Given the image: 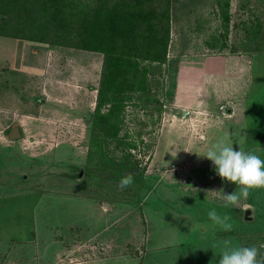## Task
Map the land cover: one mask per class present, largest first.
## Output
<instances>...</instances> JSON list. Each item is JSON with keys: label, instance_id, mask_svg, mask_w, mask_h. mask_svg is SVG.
I'll use <instances>...</instances> for the list:
<instances>
[{"label": "rangeland", "instance_id": "rangeland-1", "mask_svg": "<svg viewBox=\"0 0 264 264\" xmlns=\"http://www.w3.org/2000/svg\"><path fill=\"white\" fill-rule=\"evenodd\" d=\"M230 2L232 24L221 49L204 44L210 31L177 24L187 19L190 0L177 7L170 91L161 96L158 123L141 126L143 113L130 123L132 130H145L150 149L144 145L137 152L140 173L124 189L119 187L124 168L109 179L112 169L88 157L102 54L0 36V264H218L227 249L264 243V188L250 190L238 208H224L220 193L205 199L209 190L238 189L203 156L223 139L264 160V52L249 54V82L235 94L231 86L206 80L211 87L203 89L202 99L208 110H177L174 104L172 86L179 78L188 81L184 76L207 71L200 54L244 53L245 31L236 23L259 0ZM199 22L204 26V19ZM193 35L200 38L190 39ZM21 65L27 69L19 70ZM199 80L191 79L201 88ZM15 128L21 140H12ZM89 164L104 172L101 179L85 176ZM211 208L231 217L232 231L209 220Z\"/></svg>", "mask_w": 264, "mask_h": 264}, {"label": "trees", "instance_id": "trees-1", "mask_svg": "<svg viewBox=\"0 0 264 264\" xmlns=\"http://www.w3.org/2000/svg\"><path fill=\"white\" fill-rule=\"evenodd\" d=\"M185 1L0 0V36L102 54L88 157L98 158L103 165L99 168L112 169L106 178L117 176L116 169L124 168L120 171L122 176L140 173L137 152L144 145L150 149V144L144 141L145 130H132L130 123L140 120L141 113L145 120L139 123L144 127L149 120L156 124L162 118L161 96L166 92L173 21L175 12L180 11L177 7ZM190 1L192 6L215 3L221 17V33L209 42L214 48L226 47L233 17L230 0ZM249 6L248 18L236 23L245 31L240 47L249 54L261 53L264 0L255 7ZM223 36V45H219ZM232 50L238 51V47ZM87 168L88 172L83 168L85 176L101 179L104 175L97 165L89 164Z\"/></svg>", "mask_w": 264, "mask_h": 264}, {"label": "clouds", "instance_id": "clouds-1", "mask_svg": "<svg viewBox=\"0 0 264 264\" xmlns=\"http://www.w3.org/2000/svg\"><path fill=\"white\" fill-rule=\"evenodd\" d=\"M203 156L213 163L216 174L222 180L235 184L238 189L232 193H224L223 189L209 190L206 192L205 199L208 198L209 193H220L224 208L229 206L238 208L242 200L248 199L250 190L264 188V160L258 155L236 150L232 144L221 139L212 144ZM133 176L132 172L123 175L119 181V187L121 189L130 187L133 184ZM207 216L223 231L233 230L230 216L219 214L215 208L208 210ZM260 249H264V243L258 246L227 249L219 257L218 264H264V253H261Z\"/></svg>", "mask_w": 264, "mask_h": 264}, {"label": "crops", "instance_id": "crops-1", "mask_svg": "<svg viewBox=\"0 0 264 264\" xmlns=\"http://www.w3.org/2000/svg\"><path fill=\"white\" fill-rule=\"evenodd\" d=\"M185 8H186V6H183L184 11H185ZM217 10L218 9L215 6V3L212 4L211 2H209L208 4H206V3L200 4V5L196 6V9H194V6L188 5V12L189 13H188L187 19H185L182 22H181V20L180 21L177 20V24L179 25L180 28H182L184 30H186L184 27L187 25H188L187 30H192V25H195L194 28L196 30H198V32L203 31V30L210 31V34L208 36L209 38L207 40H205L204 44L206 46L211 45V47L213 48L212 42L211 43L209 42L210 39H212L215 36L218 37L217 35H219V33H221V26L218 30L214 29V25L215 26L217 25V19H218L217 13L219 11H217ZM196 15H200L203 18H197ZM176 16H177V13L175 12V18H176ZM175 18L173 21V31H174L175 26H177ZM199 19L205 20L204 26H200L198 24V23H200ZM201 23H203V22H201ZM197 36L198 35H193L192 37H190V39H194V37L200 38V36H198V37ZM219 40H220V43L219 42H217V43L219 45L220 44L223 45V42H222L223 38H220ZM172 41H173V39H172ZM202 43H203V41H202ZM217 43H216V45H217ZM190 56H192V54L186 55L183 58H185V60H186V59L190 58ZM198 57L201 60H203L205 62V64H207V65H205V67L207 68V71H203L202 76L201 75L198 76V74L191 75L193 73L188 74L187 76H184L183 74L185 71H181V73L180 72L178 73L182 77L184 76V78L188 79V81H186V80L181 81V78H179V81L177 82V84H175L176 86L175 87L172 86V89H174V91H176L174 104L176 105L177 110L178 109L179 110L185 109V108L191 107V106H199V107H197L198 110H200L199 108H202L201 110H205L207 108V110H208V106L206 105V102H203V99H202V94H204L203 89H205L207 87H211V82L207 81L208 83H205L206 80L215 81V86H220V87L231 86V88H233L234 94H235V92H237L238 86L240 87V89H242L243 86L247 85L249 82L248 78H249V73H250V64H251L252 60L249 57V53H247V52H244V53H242V52L227 53V52L222 51V52H216L215 54H211V55L200 54ZM183 58H181V59H183ZM175 60H177V59L173 58V56L171 57V51H170V56H169V60H168V72L166 75V93L167 94H169V91H170L169 78L172 74V70L170 68V63H171V61H175ZM229 64L232 65V67H230ZM213 66H214V69L210 70ZM227 68H229L230 71H228ZM18 69L19 70H25L27 68L24 65H21V68H18ZM16 73L19 74L18 71ZM178 74H177V77H178ZM191 79H200L201 82L203 83V86L200 88L201 83L197 84V82L191 81ZM200 80H199V82H200ZM180 86H182L183 89L186 87V89H185L186 93H184V97L179 95ZM182 87H181V89H182ZM202 103H205L206 107L201 106ZM231 105H233V102L231 103ZM234 107H236V109H237V106H235V104H234ZM224 110H225V112H227V110H228L227 107H225ZM20 137H21V134H20ZM20 137L13 138L12 140L13 141L21 140ZM25 177H27V176H25ZM109 206H112V204H109L108 207Z\"/></svg>", "mask_w": 264, "mask_h": 264}, {"label": "water", "instance_id": "water-1", "mask_svg": "<svg viewBox=\"0 0 264 264\" xmlns=\"http://www.w3.org/2000/svg\"><path fill=\"white\" fill-rule=\"evenodd\" d=\"M88 117H90V114L88 115ZM11 137L12 138H17V137H20V132H19V129L18 128H15L14 131L12 132L11 134ZM250 211V210H248Z\"/></svg>", "mask_w": 264, "mask_h": 264}]
</instances>
